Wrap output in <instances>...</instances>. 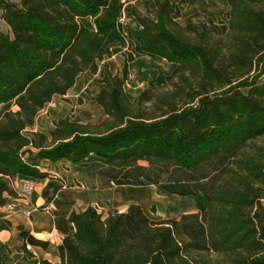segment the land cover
I'll return each mask as SVG.
<instances>
[{"label":"trees","instance_id":"obj_1","mask_svg":"<svg viewBox=\"0 0 264 264\" xmlns=\"http://www.w3.org/2000/svg\"><path fill=\"white\" fill-rule=\"evenodd\" d=\"M128 1L0 0L9 30L0 32V206L18 198L17 177L43 180V162L67 161L91 168L108 183L100 188L144 180L209 203L159 221L138 204L72 211L53 264H264V149L239 154L264 137V0H226L225 34L212 20L180 25L176 0H153L150 19L132 11L140 27L126 31ZM135 44L175 65L161 98L124 93ZM114 48L124 50L122 68L95 95L104 120L65 117L47 135L31 131L78 77L103 78Z\"/></svg>","mask_w":264,"mask_h":264},{"label":"crops","instance_id":"obj_2","mask_svg":"<svg viewBox=\"0 0 264 264\" xmlns=\"http://www.w3.org/2000/svg\"><path fill=\"white\" fill-rule=\"evenodd\" d=\"M182 1L184 2V0L177 1L180 11ZM189 1L197 7L199 13L208 15L205 21L213 20L217 16L218 4L222 2L221 0ZM223 2L227 4L226 0ZM153 9V0L128 1L123 8L122 25H127L130 29H139L140 26L132 11L147 18ZM182 17L181 11L180 19ZM201 21L204 20L199 22ZM114 50L116 48L112 50V54ZM144 55L157 58L149 54ZM31 131L36 132L34 126ZM40 169L42 172H47L49 177L39 181L17 177L15 187L28 184L31 186L30 193L24 198L9 199L5 206H0V252L3 255L1 264H41V261L56 263L58 246L70 232L67 219L72 211L79 212L88 206L107 202L105 212H124L130 204H135L129 200L130 196L122 189V185L111 188L98 187L92 177L91 168H76L67 161H59L53 164L43 162ZM126 182L128 181H114L110 185ZM50 233L54 234L53 241L48 240ZM25 244L30 246V251L25 250Z\"/></svg>","mask_w":264,"mask_h":264},{"label":"rangeland","instance_id":"obj_3","mask_svg":"<svg viewBox=\"0 0 264 264\" xmlns=\"http://www.w3.org/2000/svg\"><path fill=\"white\" fill-rule=\"evenodd\" d=\"M221 1L218 4V14L212 21L215 23L221 22L219 28L221 33L225 34L228 21L227 4L223 0ZM180 6L183 13L182 19H179L180 25L196 24L200 20L205 21L207 19L208 15L199 13L197 7L189 0L182 1ZM150 16L148 15L147 19H150ZM124 28L126 31L130 29L127 25ZM0 32L9 33L7 26L1 19ZM134 50L140 56L129 66L130 76L123 88L127 98L134 101L141 92L149 90L151 91L150 97L157 99L165 95L166 92L173 90L172 87L165 86V84L166 78L171 75L175 65L172 64L173 66H171L170 63L162 59L151 58L142 54L138 44L134 45ZM123 52V49L116 48L113 51V57L109 61L106 60L107 70L104 71L103 78L99 73L96 75L86 73L77 78L76 86L68 95L55 97L50 104L37 114L34 122L35 131L47 135L48 131L53 128L54 121L65 117H70L73 122L83 125H98L101 123L105 117L95 102V95L98 88L103 85L100 83L101 79L108 80L107 73L115 75L120 72L123 65L122 61H124ZM99 66L101 67L100 63ZM259 148L264 149V137L254 142H248L239 150V154L254 156ZM233 167H229V169H235ZM106 184H108L106 181H99L97 186L102 187ZM118 185H122V189L130 196V199L128 198L130 201L140 205L147 216L155 221L175 218L183 213H197L205 210L209 203V197L203 193L189 197L169 195L144 180L128 181L122 184L114 183V185L109 184L108 187ZM261 203L264 205V200ZM95 205H98V208L105 212L108 204L103 202Z\"/></svg>","mask_w":264,"mask_h":264},{"label":"built area","instance_id":"obj_4","mask_svg":"<svg viewBox=\"0 0 264 264\" xmlns=\"http://www.w3.org/2000/svg\"><path fill=\"white\" fill-rule=\"evenodd\" d=\"M31 191V186L28 185V184H22L19 186L18 188V197H26ZM48 240L49 241H53L54 240V234L53 233H50L49 234V237H48ZM25 250L26 251H30V246L25 244L24 246Z\"/></svg>","mask_w":264,"mask_h":264}]
</instances>
